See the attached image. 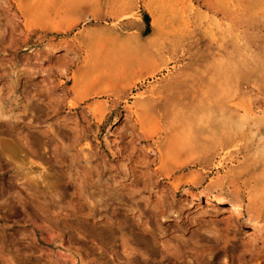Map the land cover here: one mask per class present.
Wrapping results in <instances>:
<instances>
[{"label":"rangeland","instance_id":"obj_1","mask_svg":"<svg viewBox=\"0 0 264 264\" xmlns=\"http://www.w3.org/2000/svg\"><path fill=\"white\" fill-rule=\"evenodd\" d=\"M0 264H264V0H0Z\"/></svg>","mask_w":264,"mask_h":264},{"label":"bare ground","instance_id":"obj_2","mask_svg":"<svg viewBox=\"0 0 264 264\" xmlns=\"http://www.w3.org/2000/svg\"><path fill=\"white\" fill-rule=\"evenodd\" d=\"M154 26H155V23L152 22V27H154ZM154 75H155V73L154 74L151 73L148 76L152 77ZM219 201H225V199L220 197L219 198ZM227 205H228V211L230 213L236 214L239 219H243L244 222H247L250 225H252L253 230L257 233V235L262 234V231H260L259 227L256 226V222H254L255 220L252 217V212H248V211L246 212V211H244L242 209L241 205L236 200H229Z\"/></svg>","mask_w":264,"mask_h":264}]
</instances>
